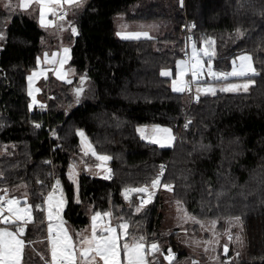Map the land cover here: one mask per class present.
Instances as JSON below:
<instances>
[{
    "label": "trees",
    "instance_id": "16d2710c",
    "mask_svg": "<svg viewBox=\"0 0 264 264\" xmlns=\"http://www.w3.org/2000/svg\"><path fill=\"white\" fill-rule=\"evenodd\" d=\"M76 12L72 64L79 76L53 85L47 110L31 111L27 73L37 66L44 31L25 13L0 6V148L11 145L0 157V192L25 185L35 206L59 179L64 220L81 228L90 222L88 208L113 212L129 222L131 233L159 242L163 252L171 247L179 264L189 252L177 242L178 231L157 233L160 191L140 213L134 208L144 193L125 199L124 192L150 185L166 164L160 188L171 183L190 214L203 220L241 217L247 251L232 264H264V0H183V6L180 0H86ZM120 13L129 20H165L173 29L161 37L119 39L114 18ZM208 37L215 41L211 62L217 71H231L241 53L252 56L255 84L247 92L204 94L194 102L161 75L164 68L175 70L182 49L193 41L200 48ZM85 74L77 104L72 89ZM141 125L171 127L174 144L147 141L137 131ZM77 130L111 157L110 173L79 175L78 200L68 174L81 151ZM45 220L33 208L23 235L29 242L24 264L40 262L33 242L46 237ZM156 264H165L162 256Z\"/></svg>",
    "mask_w": 264,
    "mask_h": 264
},
{
    "label": "snow or ice",
    "instance_id": "6c2138e0",
    "mask_svg": "<svg viewBox=\"0 0 264 264\" xmlns=\"http://www.w3.org/2000/svg\"><path fill=\"white\" fill-rule=\"evenodd\" d=\"M33 0H19V8L27 9ZM85 0H35V3L40 6V24L43 27L53 25L54 21L52 19L46 18V13L56 16L57 12H63V5L67 4L70 6H75L77 8L82 7ZM181 6H183V0H180ZM5 8L10 11H15L16 6L12 4V0H8L4 5ZM67 12H63L62 15L58 17L61 21L60 24L56 25L59 28H63V22ZM71 25V31L74 35L78 34V30L71 21H67ZM186 28H194L195 24L185 25ZM237 35H243L240 29H236ZM118 36L123 38H137L141 36L149 37L148 32H117ZM4 38V32L0 31V39ZM189 39H191L189 37ZM205 47L198 49L195 41L192 42V52L188 60H179L176 62V78L172 81L173 91L183 93L188 90L191 91V84L193 82L197 83V95L196 99H199V93L201 91L205 93L216 92V87L208 82L200 84V77L205 69L204 57H207V74L211 76L214 80L225 81L220 91L222 92H239L243 90L247 92L249 86L255 84L252 79H247L243 84L239 83H227L226 81L230 77H246L249 73L256 74V68L253 67L251 55L245 54L240 56L238 59L240 61L237 66L236 61H233V68L231 72H216L212 70V58L215 56V50L212 47L215 43L213 37H208L203 41ZM63 55L58 52H53L51 58H49L48 53H45V60L51 63L53 66L59 65L56 68V74L60 80H67V73L63 70V65L69 58L70 49L64 47L62 49ZM40 63L39 59L37 61ZM47 69H41L40 71L33 70L31 75L28 76L29 90L28 95L32 97V103L29 104L31 109L34 104L39 103L37 101L34 92H39V88L33 89L32 82L37 79L40 75H43ZM191 74V80L186 81L184 77L187 74ZM171 70H162V76H170ZM88 79L87 75H82L80 77V86L73 89L75 103L79 104L81 98L84 94V82ZM69 84L72 83L71 80H67ZM43 108L45 105L40 104ZM187 122L185 127H188ZM34 126L39 128L41 124L34 122ZM79 135L84 138L85 134L83 130H77ZM144 139H150L157 144L168 143L170 144L175 137L171 135L172 130L170 128L161 129L160 125H152L149 130V126H142L137 129ZM164 132L167 135L166 140L162 141L158 138V132ZM56 135L55 131L52 133ZM86 139V138H85ZM85 139H82V144L85 143ZM87 149L91 152L92 156H95L101 163L95 166L100 168L104 167V162L111 159L108 155H102L96 153L95 149L90 142L87 143ZM88 152H85L87 155ZM50 163V162H49ZM85 167H88L85 165ZM165 166L160 165V173L151 180L150 185H144L138 189H125V199H128L127 193L129 192H140L147 193L148 198H141V202L135 206L134 212L140 213L144 206L151 201V197L154 194L150 189H156L161 186V176L164 173ZM111 172V169H108ZM3 173H0L2 176ZM78 173L75 170V166H70L69 178L75 181ZM110 179L111 176L109 175ZM165 189L171 191L172 184L166 183L162 185ZM53 190L47 193L46 197L42 196V203L33 206L27 202V197H24V204L21 206V201L15 197L6 198L5 195H0V223L3 227H0V264H22L23 254L26 243H29L23 239L25 232V226L33 221V208L39 210L40 212L47 213V241L50 251V261L48 264H156V257L158 253H162L163 250L157 241H153L150 244L146 243V238L143 236L133 235L129 231V223L124 218H119L123 222H117L116 226L111 223L112 213L110 211H96L92 217V225L90 235H82L81 233H76L75 236L78 239H74L73 235L69 233V230L65 227V221H63L60 213L65 206L66 200L63 196L62 190L59 197L56 196V191L60 189V180L57 179L55 185L52 186ZM5 193L7 190H4ZM77 200H78V187H77ZM178 205V212L181 211V201L176 202ZM46 206V207H45ZM5 212L7 214H5ZM184 218L196 220L195 217L187 213L186 209H183ZM230 222H235L236 224L242 226L243 221L240 216L230 218ZM203 226V223L200 222ZM215 221H212V225H215ZM14 229V230H13ZM186 232L187 230L184 229ZM215 235V233H214ZM123 238V239H122ZM240 240V237H236ZM228 240H232L231 233H228ZM207 243H218V241H210ZM205 251H207V246H205ZM229 251L228 243L223 245V252L227 256ZM123 254V259H122ZM239 255L238 253L236 254ZM176 258V253L171 247H168L166 254H163V259L168 261V264H174ZM193 264H198V262L193 261ZM223 264H232V257L228 256Z\"/></svg>",
    "mask_w": 264,
    "mask_h": 264
},
{
    "label": "rangeland",
    "instance_id": "374dc122",
    "mask_svg": "<svg viewBox=\"0 0 264 264\" xmlns=\"http://www.w3.org/2000/svg\"><path fill=\"white\" fill-rule=\"evenodd\" d=\"M7 2L8 0H0V6L4 7L5 3ZM85 3H86V0L83 6L85 5ZM12 4L16 6L15 11L23 12L26 15H28L30 18L34 19L39 24L41 29L44 31V34L41 40V49L38 55V59L40 63L37 62V66L31 69L27 73V92H28L29 90L28 76L31 75L33 70L40 71L41 69H47V71L43 75H40L37 79H35L32 82L33 89L35 88L40 89L39 92H34V95L37 101H39V103L34 104L33 107L30 109L31 111H35L36 109H42L40 107V104L45 105V107L47 106V97L48 96L53 97L54 95L53 85L55 84L57 85V83H61V82L68 83L67 80H71L73 83L76 77L79 76L75 66L72 64V46H73V43L75 41V37L77 34L74 35L72 33L71 25L67 23V21H71L72 24L75 25V27L77 28V25L75 23V15L77 13L76 12L77 7L70 6L67 4L63 5V12H67V15L65 16V19L63 22V28L61 29L56 26L61 23V21L58 19L59 14L61 13L60 11L57 12L56 16H52L51 14L46 13V18L52 19L54 21V24L49 25L47 27H43L40 24V6L35 3V0H33V2L29 5L27 9L19 8V0H12ZM114 22H115V35L119 39H137V38H123L121 36H118L117 32H148L149 37L141 36L139 39H142V38L161 37L166 32L173 29V24L165 20H138V21L129 20L124 13H120L116 15L114 18ZM191 45H192V42L189 44L187 48L182 49V52L184 53V55L179 57L177 61L188 60L187 56L188 54L191 56V52H192ZM64 47H68L70 49V53H69L68 60L63 65V70L67 73V80L62 81L59 79L55 71V69L60 66L58 64L53 66L51 63L46 61L44 54L48 53L49 58H51L53 52H58L60 55H63L62 49ZM203 47H205L204 44L200 48H203ZM197 48L200 49L199 47ZM245 54L250 55L249 53H241L238 55L237 58L234 59L236 61L237 66L240 63L238 58ZM206 58L207 57L203 58L205 62V69H204L203 74L200 77V84H204L205 82L211 83L217 89L215 94L218 92H222L219 89L220 87L223 86L225 81L214 80L211 76L207 74L208 69H207ZM252 64L254 67L253 59H252ZM163 70H171L172 74L167 77L171 78V86H172V81L173 79L176 78V63H175L174 71L172 68H164ZM212 70L216 72H231L232 71V70L231 71H217L213 68V64H212ZM251 75H254V74L249 73L246 77H230L234 79L229 78L226 82L243 84L247 81V79L253 80V78L249 77ZM184 79L186 81H189L190 79L189 74H187L184 77ZM50 80H52V85L50 84ZM197 86H198L197 83H194V85L191 87V91H188V90L184 91L189 101L192 100L193 96L196 97ZM75 87H78V86H74L73 89H75ZM250 87L251 85L249 86V88ZM239 92H243V90ZM229 93H234V92H229ZM204 94L213 95L212 93H205L201 91L199 93V96L204 95ZM31 103H32V97L29 96V104ZM142 126H149V130H150L152 125H141L138 128ZM138 133L140 134L139 131ZM84 134H85L84 138H82L79 135L80 143H81V151L78 155L75 156L74 160L71 162V165H70V166H75V170L78 173L75 181L71 179L75 183L76 188L78 187V178L80 174L86 173L92 176H104L106 171L110 169L109 160L104 162V167L98 168L95 166L96 164H99L101 162L95 156H92L91 152L88 151L87 143L88 142L91 143V141L89 140L85 132ZM82 139H85L84 144H82ZM146 140L151 141L150 139H146ZM91 145L93 146L92 143ZM9 146L11 145L7 144L0 148V157L8 152ZM85 152H88V154L85 155ZM96 153L98 152L96 151ZM85 165H87L88 167H85ZM69 170H70V167H69ZM68 174H69V171H68ZM6 190H7L6 193L5 191L0 192V195H5L6 198L15 197L19 199L21 201V206H23L24 204V197H27V202L31 204L29 202V195H28L25 185H20L19 187H16L15 189H6ZM150 191L154 193L151 197L150 202H152L154 195L160 191L161 204L159 206V209L161 212V217H160L159 222L156 225L157 233L163 236H169L172 234V232L178 231L177 242L189 252L188 256L184 257L183 260L179 261V264H193V261L198 262V264H223L222 262L223 259L226 260L228 256L232 257V261L235 259V257H237L236 255L237 253L239 254L238 256H241L243 258L246 256L247 239L245 237L243 224L242 226H240L236 224L235 222H230V219H226V218L225 219L203 220L192 214L191 216L196 218L195 221L191 219H185L184 212H183V209H185V207L181 205L182 210L178 212V205L176 203L178 200L173 196L172 190L169 191L162 186L161 188L158 187L156 189H150ZM60 195L61 193L56 194L57 197H59ZM142 197H145V199H147L148 194L144 193L141 196V198ZM63 209L60 215L63 221H65V227L69 230V233L73 235L74 239H78L75 236L76 233H81L82 235H90L91 225H92L91 217L94 214L90 208L86 210V215L89 216L90 222L86 226L81 227V228H78L74 226L73 224L64 220ZM44 213L46 217L45 222L48 223L46 211ZM111 213H112V216L110 220L113 226H116L118 221L123 222L122 220H119L121 216L117 217L114 215L113 212ZM187 213L189 212L187 211ZM5 214L7 213L5 212ZM212 221L216 222L214 226L212 225ZM200 222L203 223V226ZM3 226L5 225L0 223V227H3ZM129 229H130V224H129ZM184 229H186L187 231L185 232ZM228 233H231L232 235L231 241L228 240ZM132 234L136 236H143L146 238V236H144L143 234H136L134 232H132ZM47 235H48V230H47ZM47 235L45 238L33 242V245L38 248L37 253L40 256V262L38 264H48V262L50 261L49 245L46 239ZM237 236L240 237V240L236 239ZM210 241H218V243H207L206 244V242H210ZM146 243L150 244L149 242H147V239H146ZM167 243H170V240H167ZM225 243H228V246H229V251L227 253V256L223 252V245ZM205 246H207V251H205ZM163 254H166V252L158 253L156 260L160 256H162L163 258ZM122 259H123V254H122ZM164 261H165V264H168V261L166 260ZM22 263L24 264V254H23Z\"/></svg>",
    "mask_w": 264,
    "mask_h": 264
},
{
    "label": "crops",
    "instance_id": "0c3cea01",
    "mask_svg": "<svg viewBox=\"0 0 264 264\" xmlns=\"http://www.w3.org/2000/svg\"><path fill=\"white\" fill-rule=\"evenodd\" d=\"M160 126H161V129H163V128H170V129L172 130L171 127H168V126H162V125H160ZM167 135H168V134H166V133H164V132H162V131L158 132V138H160L162 141L166 140ZM171 135L175 137L173 130H172V132H171ZM174 141H175V139H174L170 144H168V143H163V142H162L161 144H157V143L153 142L152 140L149 141V142L154 143V144H157V145H159V146H161V147H171V146L174 144ZM3 194H4V193H3ZM26 244H27V243H26ZM25 248H26V245H25ZM24 252H25V249H24ZM22 264H23V263H22Z\"/></svg>",
    "mask_w": 264,
    "mask_h": 264
},
{
    "label": "built area",
    "instance_id": "2783aa9c",
    "mask_svg": "<svg viewBox=\"0 0 264 264\" xmlns=\"http://www.w3.org/2000/svg\"><path fill=\"white\" fill-rule=\"evenodd\" d=\"M63 14V12H61L60 14H59V16L60 15H62ZM186 28V27H185ZM190 57V55L188 54V56H187V58H189ZM189 76H190V79H189V81L191 80V74L189 73ZM194 83L195 82H193L192 84H191V87L194 85ZM192 101H194V102H196L197 101V99L193 96L192 97ZM48 109V107L46 106V107H43L42 108V110H47ZM164 166H165V169H164V172H165V170H166V164H163ZM55 183H56V180L54 181V183H53V185H55ZM52 185V186H53ZM125 189H132V188H130V187H126ZM53 190V188L51 187V190L50 191H52ZM59 190V189H58ZM58 190L56 191V192H58ZM133 193L134 192H129V193H127V196H131V195H133ZM47 196V195H46ZM45 196V197H46ZM144 199H145V197H143ZM42 202H40L39 204H41Z\"/></svg>",
    "mask_w": 264,
    "mask_h": 264
},
{
    "label": "water",
    "instance_id": "95a60500",
    "mask_svg": "<svg viewBox=\"0 0 264 264\" xmlns=\"http://www.w3.org/2000/svg\"><path fill=\"white\" fill-rule=\"evenodd\" d=\"M76 88V87H75ZM84 89H85V87H84Z\"/></svg>",
    "mask_w": 264,
    "mask_h": 264
}]
</instances>
